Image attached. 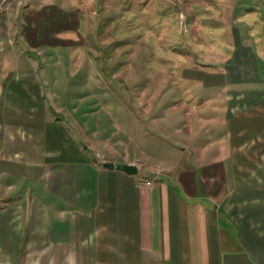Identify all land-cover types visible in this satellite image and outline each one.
I'll list each match as a JSON object with an SVG mask.
<instances>
[{"label": "crops", "instance_id": "1", "mask_svg": "<svg viewBox=\"0 0 264 264\" xmlns=\"http://www.w3.org/2000/svg\"><path fill=\"white\" fill-rule=\"evenodd\" d=\"M17 42L0 36V264H264V72L251 45L223 72L187 68L171 105L144 104L155 130L142 122L140 140L120 126L118 162L96 159L85 115L43 99ZM133 163L136 175L117 169Z\"/></svg>", "mask_w": 264, "mask_h": 264}, {"label": "rangeland", "instance_id": "2", "mask_svg": "<svg viewBox=\"0 0 264 264\" xmlns=\"http://www.w3.org/2000/svg\"><path fill=\"white\" fill-rule=\"evenodd\" d=\"M0 32L34 63L47 103L68 118L86 116L102 161H127L111 148L128 141L120 126L138 139L142 122L154 131L140 119L144 104L162 95V106L171 105L172 88L190 86L187 68L223 72L244 44L264 72V0H0ZM24 37L38 45L29 48ZM9 67L0 70V87Z\"/></svg>", "mask_w": 264, "mask_h": 264}, {"label": "water", "instance_id": "3", "mask_svg": "<svg viewBox=\"0 0 264 264\" xmlns=\"http://www.w3.org/2000/svg\"><path fill=\"white\" fill-rule=\"evenodd\" d=\"M105 167L110 170L115 169V165L113 163H106ZM117 169L124 171L128 175H136L138 173V169L135 165H118Z\"/></svg>", "mask_w": 264, "mask_h": 264}]
</instances>
